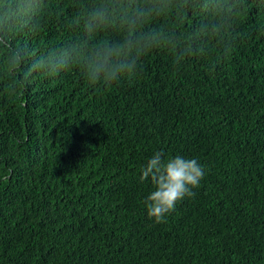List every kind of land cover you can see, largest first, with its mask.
Listing matches in <instances>:
<instances>
[{
	"label": "trees",
	"instance_id": "1",
	"mask_svg": "<svg viewBox=\"0 0 264 264\" xmlns=\"http://www.w3.org/2000/svg\"><path fill=\"white\" fill-rule=\"evenodd\" d=\"M71 3L37 44L73 34ZM239 32L215 67L156 52L108 90L73 70L0 94V264H264V16ZM157 151L206 168L161 224L140 179Z\"/></svg>",
	"mask_w": 264,
	"mask_h": 264
},
{
	"label": "clouds",
	"instance_id": "2",
	"mask_svg": "<svg viewBox=\"0 0 264 264\" xmlns=\"http://www.w3.org/2000/svg\"><path fill=\"white\" fill-rule=\"evenodd\" d=\"M72 35L37 44L62 0H0V94L13 96L37 80H56L75 70L96 91L132 83L145 57L167 54L179 68L192 61L221 64L232 54L239 28L264 0H72ZM206 168L180 155L157 151L141 168L153 191L143 201L156 224L195 195Z\"/></svg>",
	"mask_w": 264,
	"mask_h": 264
}]
</instances>
